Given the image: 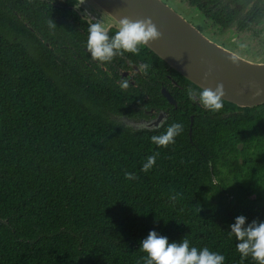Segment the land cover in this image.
<instances>
[{
  "label": "trees",
  "instance_id": "16d2710c",
  "mask_svg": "<svg viewBox=\"0 0 264 264\" xmlns=\"http://www.w3.org/2000/svg\"><path fill=\"white\" fill-rule=\"evenodd\" d=\"M194 1L213 3L206 12L224 26L234 14L243 27L236 14L247 6L251 20L264 13V0ZM76 3L0 0V264H143L150 231L254 264L229 231L241 215L245 226L264 222V104L191 106L187 89H201L169 69L184 86L173 114L153 130L120 125L110 114L124 113L129 94L109 64L90 60ZM175 122L174 144L151 142Z\"/></svg>",
  "mask_w": 264,
  "mask_h": 264
},
{
  "label": "water",
  "instance_id": "95a60500",
  "mask_svg": "<svg viewBox=\"0 0 264 264\" xmlns=\"http://www.w3.org/2000/svg\"><path fill=\"white\" fill-rule=\"evenodd\" d=\"M89 1L116 24L123 17L131 20L151 18L161 38L146 47L199 89L210 87L214 90L222 83L224 101L239 108L264 104V62L246 60L210 41L161 0ZM258 90L261 94L256 96ZM122 125L134 130H151L159 123L129 120Z\"/></svg>",
  "mask_w": 264,
  "mask_h": 264
},
{
  "label": "clouds",
  "instance_id": "9594fccd",
  "mask_svg": "<svg viewBox=\"0 0 264 264\" xmlns=\"http://www.w3.org/2000/svg\"><path fill=\"white\" fill-rule=\"evenodd\" d=\"M90 15V14H89ZM50 26L55 24L50 20ZM88 38L86 42V52L91 60L100 64L110 63L114 58L123 56L126 53L139 55L141 49L159 40L161 33L151 18L131 20L123 17L117 22V28L112 35L110 29L97 19L88 24ZM141 71L147 74L150 67L148 63L141 66ZM129 87L127 79L121 80L122 90ZM261 92L258 90L256 96ZM225 96L224 85L217 84L215 89L203 88L197 92L192 88L187 89V97L190 101L198 103L202 108L211 112H218L224 106ZM140 128L146 127L139 125ZM183 131V125L175 122L167 127L164 133L150 137L151 142L158 148H166L175 143L177 136ZM159 152H154L146 158L141 168L147 173L155 164ZM125 179L135 180L134 173H125ZM244 216H238L234 224L230 226L229 238L235 237L236 251L241 259L250 258L254 264H264V222L253 220L247 224ZM139 250L145 255L142 257L143 264H224L225 257L222 254L210 251L207 247L197 249L190 247L188 239L184 238L179 243L169 242L167 237L150 231L147 238L141 242Z\"/></svg>",
  "mask_w": 264,
  "mask_h": 264
},
{
  "label": "flooded vegetation",
  "instance_id": "af4514ba",
  "mask_svg": "<svg viewBox=\"0 0 264 264\" xmlns=\"http://www.w3.org/2000/svg\"><path fill=\"white\" fill-rule=\"evenodd\" d=\"M161 1L182 16L183 19L195 27L207 39L235 53L241 58L244 57L234 52V46H237L234 42V33L249 32L258 24L260 25L262 20H264V13L259 17V20H251V16L255 12L251 11L247 6L248 11H245L246 9H244L243 13L238 11L236 14V16L239 17L238 19L243 22V27H239L233 13H230L233 14V16H231V20L229 21L230 24L224 26L215 22L210 14L206 12V7H210L213 3H209L205 8H202L200 7V3L194 0H171L174 5L183 10L185 13L188 12L190 15L193 14L195 18L200 16V24L203 27V31L193 22H190V20L182 13L176 10L175 7L169 3V0ZM217 1L220 2L219 0ZM74 8L78 11L81 20H84L87 24L99 19L108 29H110V35L115 32L117 24L89 0H77ZM250 11L251 13L248 14ZM259 14H261V12ZM82 32L88 33L87 29ZM87 38L88 34L84 37L85 42H87ZM225 45L227 47H225ZM84 49L86 50V47ZM149 51L150 50L147 47H144L141 49L138 56L126 53L119 58H114L110 63H99L100 67L106 70H108L106 64L110 65L111 69H113L112 73L114 75H110L109 78L115 82L119 88L121 80L127 79L129 81V87L127 89L122 90L120 88L123 92L129 94L128 97L124 96L123 98L124 113L120 115L110 114L112 119L120 125H122L125 121L133 120L136 122L142 121L153 122L154 124L159 123V126L157 127L159 128L169 118V116L173 114L172 112H174L179 105L177 95L184 90L183 82L178 77L169 73V69L171 68L165 62L164 63L167 67L163 76L153 72L150 68L148 69L147 74H144L141 71L140 66L142 64H151L150 60L152 59V56ZM91 61L96 63L93 60ZM254 62H264V60ZM189 104L192 106L193 102L189 100ZM192 120L193 115L191 114L189 115V121L192 123Z\"/></svg>",
  "mask_w": 264,
  "mask_h": 264
},
{
  "label": "rangeland",
  "instance_id": "374dc122",
  "mask_svg": "<svg viewBox=\"0 0 264 264\" xmlns=\"http://www.w3.org/2000/svg\"><path fill=\"white\" fill-rule=\"evenodd\" d=\"M169 3L188 18L190 22H193L197 27L203 30V27L200 24V16L195 18L193 14L190 15V13H185L178 8L171 0H169ZM233 37L235 44H237V46H234V52L252 62L264 60V20H262L260 25L258 24L249 32L234 33ZM225 47L227 46L225 45Z\"/></svg>",
  "mask_w": 264,
  "mask_h": 264
}]
</instances>
